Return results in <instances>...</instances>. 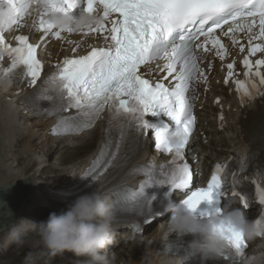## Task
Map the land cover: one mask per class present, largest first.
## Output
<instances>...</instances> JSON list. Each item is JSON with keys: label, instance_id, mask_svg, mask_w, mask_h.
<instances>
[{"label": "snow or ice", "instance_id": "1", "mask_svg": "<svg viewBox=\"0 0 264 264\" xmlns=\"http://www.w3.org/2000/svg\"><path fill=\"white\" fill-rule=\"evenodd\" d=\"M7 2L16 6L13 28L23 27L26 17L36 11L38 19H34L32 27L41 33V42L47 38L63 40L64 34H72L48 25L46 13L40 8L41 0ZM46 2L53 11L68 13L79 0ZM85 3V11L99 9L103 22L81 34L107 32L105 40L110 39L111 43L107 47H92L86 55L65 57L55 66L56 72L40 86L36 97L37 101L49 102V107L42 109L45 114H65L53 127L54 134L57 131L79 134L100 119L106 121L105 140L84 175L102 188L108 170L121 167L126 160L129 138L138 142L151 132L156 149L169 154L171 159L160 165L158 171L152 164L134 169L133 174L142 171L147 177L137 191L128 186L127 180L110 189L116 196V205L124 209L131 205L139 211L150 202L145 188L168 184L170 189L184 194L182 203L194 212L202 202L211 203L222 185H229V177L233 195H239L235 189L237 173L227 162L216 163L206 184L193 190L196 174L186 156L196 123L192 101L195 83L207 80L201 52L207 54L215 49V55L223 61L227 48L221 38L227 37L243 53L245 46L237 35L241 33L247 38V55L242 60L247 79H235L234 63H228L224 82L236 85L241 103L254 98L255 93L264 95L260 91L264 88V59L255 58L257 54L264 55V0H85ZM109 24L110 28L106 27ZM15 41L13 46L7 42L5 33L0 32V50L7 54L0 56V61L7 59L4 74L10 77L12 70L22 65V79L36 86L42 71L37 59L40 45L31 43L27 35H17ZM209 44L211 48L207 47ZM157 70L162 75L151 79ZM31 107L35 112L39 105L33 101ZM172 136L179 137L177 143L171 142ZM252 183L264 205V186L255 179ZM240 199L246 209L247 203L242 196ZM206 215L211 214L201 213ZM254 223L260 224L261 220ZM227 240L238 255L248 247L234 231L229 232Z\"/></svg>", "mask_w": 264, "mask_h": 264}, {"label": "bare ground", "instance_id": "2", "mask_svg": "<svg viewBox=\"0 0 264 264\" xmlns=\"http://www.w3.org/2000/svg\"><path fill=\"white\" fill-rule=\"evenodd\" d=\"M69 40L74 41L76 37L71 35L60 44L56 43L54 45L57 48L60 45L62 49H65ZM45 51L43 58L47 59L52 55L54 49L49 44ZM215 82L216 79H214ZM215 91L216 94L223 97L225 120L218 124L214 116L212 121L215 128H222L224 136L222 143L227 145L226 150L224 152L218 151L216 148L220 147L221 140L213 142L207 136L205 145L202 144L203 140L199 139L193 142L191 149L198 155L219 154L224 155V158L241 156L247 161L262 160L264 154V128L263 132L256 137H253L252 132L264 123V99L241 108L236 105L231 96L226 94L225 89L221 88L219 90V86L216 85ZM27 95L28 90L25 91L23 86L14 82L6 93L0 94V187L8 182L12 183L23 179H31L33 182L24 211L16 222L21 218L33 221L37 217L47 219L52 212L59 213L66 210L67 206L56 205L45 199L48 191L63 189L72 184L94 154L98 153L101 144L105 140L103 123L96 124L92 130L76 137L62 139L49 137L47 131L52 124L51 120L41 115L42 109H37L35 112L33 109L29 111V105H27V109L25 105ZM227 107H229L228 110ZM210 108H215L213 98L209 100L204 112L199 113V131L204 129L209 131L210 123L203 129L202 123L207 120V115H204V113H209ZM16 121H22V126ZM68 149H72L73 152L65 154ZM127 152V158L123 162L128 172L133 171L135 166L144 160L151 161L148 156L156 154L153 151V143L148 138L144 139L142 143L141 140L135 142L132 138H129ZM52 157L60 166H66L64 168L50 166V158ZM216 157L217 155H213V158ZM61 173H68L75 175V177ZM119 182V179H115L108 183L107 187L114 188ZM160 223H164V220L154 221L152 224H156L155 228L151 229L154 226L150 229L147 227L142 238L125 245L127 257H119L118 261L126 262V264H141L142 257L145 254L152 253L155 247L161 244L160 241H155V238L150 236ZM5 235L4 231L0 233V242L3 241ZM38 239L34 233L29 234L25 246L20 249L13 248L11 252L5 255L8 260L6 259V262L0 261V264H26L25 257L29 253H32L35 264H49L48 260L51 261L50 264H68L67 260L78 264L87 259V257L77 256L71 252H66L63 256L49 257ZM113 244L109 245L108 249L112 250ZM258 245H264V240L257 244L256 242L252 243L249 247V253L257 250ZM4 249L0 248V253L5 251ZM259 250H264V247Z\"/></svg>", "mask_w": 264, "mask_h": 264}, {"label": "clouds", "instance_id": "3", "mask_svg": "<svg viewBox=\"0 0 264 264\" xmlns=\"http://www.w3.org/2000/svg\"><path fill=\"white\" fill-rule=\"evenodd\" d=\"M40 8L46 13L48 25L64 33L80 34L100 25L103 18L99 9L96 11H81L73 17L68 13L53 11L46 0H41ZM17 19L16 6L7 0H0V32H9ZM0 50V56L5 55ZM13 81L4 74L0 67V94L6 93L12 87ZM22 126V121H16ZM170 140L177 143L179 137L172 136ZM69 176L75 177V175ZM171 212L167 223H160L150 234L155 241L166 242L173 233L178 236L192 235L191 250L200 256L201 261L219 256L228 244L229 232L238 233L245 241L251 242L258 237H264V223L252 222L241 207L224 204L221 210L213 211L211 215L195 214L183 203L168 208ZM6 235L0 242V248L15 246L20 249L27 243L30 233L39 238V243L49 257L63 256L71 252L87 259L84 264H114V252L106 249L114 242L115 226L113 225V203L106 192H92L77 197L66 210L52 212L46 220L36 222L21 218L4 231ZM154 241V242H155ZM264 245H258L257 250L239 255V264H264ZM26 264H35L32 253L25 257ZM141 264H185L179 256L157 254L153 251L145 254Z\"/></svg>", "mask_w": 264, "mask_h": 264}, {"label": "water", "instance_id": "4", "mask_svg": "<svg viewBox=\"0 0 264 264\" xmlns=\"http://www.w3.org/2000/svg\"><path fill=\"white\" fill-rule=\"evenodd\" d=\"M32 186L31 179H23L0 187V233L21 216Z\"/></svg>", "mask_w": 264, "mask_h": 264}, {"label": "rangeland", "instance_id": "5", "mask_svg": "<svg viewBox=\"0 0 264 264\" xmlns=\"http://www.w3.org/2000/svg\"><path fill=\"white\" fill-rule=\"evenodd\" d=\"M218 141H220V140L217 139L216 142H218ZM94 148H95V145H94ZM221 150H224V149L222 148ZM71 152H73V150L72 149H68V150H66V153L65 154H71ZM50 162H51L50 163V166H54V167H58V168H64L66 166V165H61L60 166V164L54 160V157L50 158ZM43 220H46V219L45 218H41V217L34 218V221H36V222H40V221H43ZM38 241H39V239H38ZM13 248H15V246H10L8 248H5L4 249L5 251H3L2 253H0V261L1 262H4V261L6 262L8 260L5 255L7 253L11 252V250ZM126 251H127V248H125V245L117 248L116 250H114L113 252L115 253V257H116L114 263L118 262L117 264H126V262H123V261L122 262H119L118 261L122 256H124V258L127 257L126 256L127 255ZM66 262H68V264H77L76 262H71L70 260H67ZM77 262H79V261H77ZM48 263L50 264L51 261L48 260Z\"/></svg>", "mask_w": 264, "mask_h": 264}]
</instances>
